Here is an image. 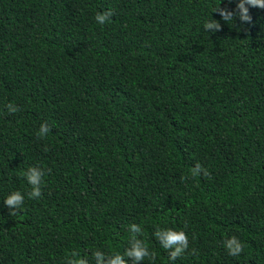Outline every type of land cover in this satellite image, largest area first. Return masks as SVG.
Segmentation results:
<instances>
[{"label":"trees","instance_id":"obj_1","mask_svg":"<svg viewBox=\"0 0 264 264\" xmlns=\"http://www.w3.org/2000/svg\"><path fill=\"white\" fill-rule=\"evenodd\" d=\"M240 3L0 0V264L73 251L94 264L97 249L124 252L133 223L155 264H264V8L245 4L244 21ZM31 166L46 173L39 199ZM14 191L25 199L11 216ZM157 228L186 231L182 258Z\"/></svg>","mask_w":264,"mask_h":264},{"label":"clouds","instance_id":"obj_2","mask_svg":"<svg viewBox=\"0 0 264 264\" xmlns=\"http://www.w3.org/2000/svg\"><path fill=\"white\" fill-rule=\"evenodd\" d=\"M245 4L252 6H258L264 8V0H241L238 8L241 10V19L244 21H250L251 17L248 15V9ZM215 12H219L223 20L229 22L235 19L234 14L226 9L217 8ZM114 15L111 9L104 12H97L95 20L100 25H104L110 21V18ZM205 30H211L212 32L219 31L221 24L218 20L212 19L205 21ZM9 112L15 113L19 111V108L14 104L7 105ZM51 131V126L45 121L40 125L39 132L37 133L39 138H44ZM47 150V149H45ZM201 173L205 177L209 175L207 169L201 164L197 163L195 167L191 169V175L193 177L199 176ZM28 183L31 185V191L27 193L29 199H39L42 197V186L44 185L45 171L38 166H31L24 174ZM183 179V178H182ZM25 195L20 191H14L4 199V204L11 210L10 215L15 216L19 214L21 207L24 203ZM129 232L131 233L128 239V247L125 248L123 253L115 252H103L97 249L92 253V260L94 264H143L145 260L149 264H155L157 260V254L154 250H151L144 239H141L144 235V229L141 225L131 224L129 225ZM156 240L159 242L160 247L167 251L168 259L175 262L178 258H182L189 249V237L184 229L175 230L173 228L161 229L157 228L153 233ZM224 246L231 256H238L244 251V243L236 236H232L230 239L224 241ZM196 249H192L190 254L195 255ZM66 264H90L88 257H80L79 253L73 251L71 258L66 260Z\"/></svg>","mask_w":264,"mask_h":264}]
</instances>
